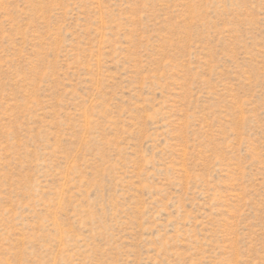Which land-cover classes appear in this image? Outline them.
I'll list each match as a JSON object with an SVG mask.
<instances>
[{
	"label": "rangeland",
	"instance_id": "obj_1",
	"mask_svg": "<svg viewBox=\"0 0 264 264\" xmlns=\"http://www.w3.org/2000/svg\"><path fill=\"white\" fill-rule=\"evenodd\" d=\"M0 264H264V0H0Z\"/></svg>",
	"mask_w": 264,
	"mask_h": 264
}]
</instances>
